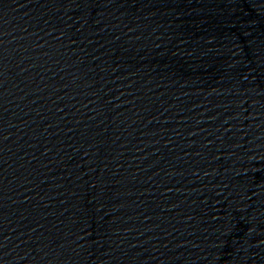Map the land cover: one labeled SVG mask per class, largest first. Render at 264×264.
<instances>
[{"label":"water","instance_id":"95a60500","mask_svg":"<svg viewBox=\"0 0 264 264\" xmlns=\"http://www.w3.org/2000/svg\"><path fill=\"white\" fill-rule=\"evenodd\" d=\"M0 264H264V0H0Z\"/></svg>","mask_w":264,"mask_h":264}]
</instances>
